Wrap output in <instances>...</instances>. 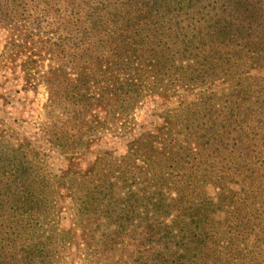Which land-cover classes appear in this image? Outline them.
<instances>
[{
	"label": "trees",
	"instance_id": "trees-1",
	"mask_svg": "<svg viewBox=\"0 0 264 264\" xmlns=\"http://www.w3.org/2000/svg\"><path fill=\"white\" fill-rule=\"evenodd\" d=\"M0 31L14 78L45 87L40 134L69 161L98 129L108 143L138 109L156 117L85 169L104 166L80 205L91 230L79 226L104 220V255L264 264V0H0ZM29 145L0 150V264H54L42 226L55 200Z\"/></svg>",
	"mask_w": 264,
	"mask_h": 264
},
{
	"label": "rangeland",
	"instance_id": "rangeland-1",
	"mask_svg": "<svg viewBox=\"0 0 264 264\" xmlns=\"http://www.w3.org/2000/svg\"><path fill=\"white\" fill-rule=\"evenodd\" d=\"M6 37L7 33L0 31V150L3 149L4 152L14 153L17 156L22 153L17 149L19 145L29 143V147L25 149L28 160L46 173L55 203L42 228L47 230L45 239L51 236L47 241L54 264L57 262L58 264L124 263L118 255L119 251L114 257L112 253L104 255L101 247V242L104 240V220L101 228L85 236L79 228L85 225V228H88L86 221L84 225L81 223L82 218L86 219L80 213V205L91 186L90 180L96 178L95 172L103 169L104 166L103 164L97 166L96 171L89 176H84L85 169L89 162L102 158L107 150L115 149L114 156L124 154L125 145L145 129L141 127L143 119L149 118L155 121L156 117L147 115L145 108L138 109L133 116L134 131L126 137L119 135L108 143H104V130L98 129V140L91 143L79 159L69 161L60 151L50 150L43 140L40 128L46 121L44 106L47 103L48 93L43 85L25 88L22 77L14 78L11 65L6 62V54H3ZM259 74L264 76V70ZM222 86L223 84L217 83L209 89L218 90ZM201 90L203 89H195L187 93L180 91V97L166 101L162 108L163 110L175 108L180 106V102L184 104L191 102ZM161 111L159 110L158 113ZM144 124L149 125L146 122ZM14 150L18 152L15 154ZM75 162L78 166L73 165ZM94 227L95 225H92L93 229ZM90 228L87 231H90Z\"/></svg>",
	"mask_w": 264,
	"mask_h": 264
}]
</instances>
